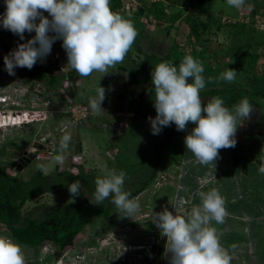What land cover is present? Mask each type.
<instances>
[{"label":"rangeland","instance_id":"obj_1","mask_svg":"<svg viewBox=\"0 0 264 264\" xmlns=\"http://www.w3.org/2000/svg\"><path fill=\"white\" fill-rule=\"evenodd\" d=\"M161 1H165L170 13L182 11L181 18L174 23V40L178 48L173 49L170 38L168 42L166 36H162L163 33L158 34L159 25L165 23V19H157L146 11L139 14V8L146 4L148 6L149 0H110L111 9L124 13L125 18L133 22L138 35L124 61L104 75L94 72L90 77H79L67 65L62 40H56L52 45L57 50L58 58L46 57L43 62L38 61L31 70L17 67L15 75H9L5 71L3 57L16 48L18 43L9 31L0 26V95L18 100V109L21 110L33 112L56 109L50 119L34 120L29 124L10 123L8 127L0 128V163H9L8 174L21 175L24 180H28L38 164L45 166L40 168L43 174L53 171L77 173L72 156L74 152L83 151L80 152L83 159L79 163L84 166L85 172L93 175L91 184L94 187L95 178L102 177L105 169L124 171V186L129 192L144 185L143 190L134 196L139 199L141 208L132 218L122 215L105 232L107 218L103 214L94 215L76 236L74 243L58 257L55 256L57 249L53 243H43L37 248L24 245V250L28 251V254L24 253L26 264H168L166 237H162L159 229L152 223L151 212H160L164 206L174 215V206L181 215L191 212L194 206L200 204L198 191H208L212 187L218 188L225 200L227 218L239 221V235L235 232V227L231 231V226L225 222H212V226L219 227L217 232L221 234L220 242L232 256L231 264H264V219L259 217L261 213L264 214V175L258 173L257 159L264 148V99H261L264 97L259 94L264 92V0H246L241 9L230 7L227 0H212L209 14L200 13L197 0ZM116 2H119V6L114 9L112 6ZM4 10V0H0V14ZM190 15L200 20L211 19L209 29L203 33L200 43L193 39L190 34L191 26L184 20V17L190 18ZM168 18L167 16L166 19ZM193 46L199 51L203 48L210 55L203 63L206 80L204 89L211 84L207 82L210 75L216 77L227 68L235 69L237 77L231 84L234 88L245 90L253 102L260 101L259 106L263 108H257L251 103L253 111L250 118L238 126L235 147L222 150V154L229 159L231 150L238 149L242 153L249 146L251 151H246L245 154H249L251 161L248 162L253 171L248 175H242L232 168L231 174L225 176L219 169L223 165L219 158L215 161L217 169L208 165L202 167L204 171L201 174L197 170L193 171L191 167L195 168L197 160L185 148L183 141L186 131H178L171 137L164 136L162 131L159 135L151 132L147 118H154L156 112L153 107L154 93L150 92V73L156 64L170 61L163 60L165 54H170L172 61L181 62L185 55H189ZM51 59L57 60L55 66L49 63ZM175 66L178 67L179 63ZM41 71L46 76L56 71L62 82L53 86L46 78L39 81L36 75ZM71 73L76 75L71 78ZM99 84L106 90V98L102 103L105 111L94 115L89 107V100L95 96V89ZM72 101L79 103L72 107ZM139 104L142 105L141 108H138ZM82 106L89 109L90 115L78 118V111ZM0 108H5L3 103H0ZM70 108L76 110L75 118L71 115L74 112ZM194 126L189 123L188 130ZM66 132L72 137L69 149L63 153V163H56L53 158L58 152L50 158L43 146L47 147L49 141L50 145L55 142L58 146V140ZM35 144L41 147L42 151L40 148L38 150L40 155H44L43 158L37 156L21 171L12 167V161L25 156L24 151H31ZM188 159L192 160V164H187L191 170H183L181 167ZM253 179L258 183L251 184L249 190L253 192L243 193L250 196V206L240 207L239 211L231 210L229 203L234 200H231L230 187L248 186ZM260 185L261 191L258 194ZM223 187L225 190H222ZM94 191L95 188L92 193ZM63 199L58 194L44 193L28 200L23 213L41 218L51 207L64 203ZM74 200L75 197H69L70 202ZM103 204L111 205L112 214L118 211L111 202V197ZM253 206L255 207L251 208ZM255 209L256 213L251 212ZM224 225L228 226L227 230H224ZM248 229L252 231V236L242 234ZM3 233L14 240L9 231L5 230Z\"/></svg>","mask_w":264,"mask_h":264},{"label":"clouds","instance_id":"obj_2","mask_svg":"<svg viewBox=\"0 0 264 264\" xmlns=\"http://www.w3.org/2000/svg\"><path fill=\"white\" fill-rule=\"evenodd\" d=\"M245 3L246 0H227V4L235 9H241ZM4 5L0 26L24 41L3 57L9 75H15L17 67L31 70L38 61L43 62L56 40H62L67 65L79 77H90L94 72L104 75L124 61L138 35L130 19L111 9L110 0H4ZM26 32L35 35L25 40ZM204 71L203 62L192 55H185L178 67L167 60L156 64L150 73V92L154 93L156 115L147 119L153 135H159L162 128L172 124L177 131H186L185 148L201 165H212L215 169L219 151L235 147L238 126L250 118L253 105L244 98L229 108L218 96L203 103L200 92L206 86ZM237 73L235 69L227 68L219 76L207 77V82L231 84ZM105 98L106 90L99 84L95 96L89 100L94 115L105 111L102 108ZM30 122L33 123L24 120L18 124ZM189 123L195 125L190 130ZM71 139L70 133L62 135L59 142L61 155L53 158L56 163H63V153L68 151ZM74 154L81 155L80 152ZM257 159L258 173L264 175V148ZM37 167L43 169L45 166L38 164ZM125 179L124 171L105 169L104 175L94 180L95 191L90 203L101 205L111 197L117 212L132 218L141 206L139 199L130 198L131 192L125 190ZM82 187L77 179L68 185V191L76 197ZM197 194L200 204L191 212L181 215L175 206V215L167 206L160 212H151L152 223L160 235L166 237L168 264H231L232 256L222 246L221 234L212 226L213 221L224 223L227 215L225 200L216 187ZM4 231L0 225V264H26L22 247L4 236Z\"/></svg>","mask_w":264,"mask_h":264},{"label":"trees","instance_id":"obj_3","mask_svg":"<svg viewBox=\"0 0 264 264\" xmlns=\"http://www.w3.org/2000/svg\"><path fill=\"white\" fill-rule=\"evenodd\" d=\"M211 3L212 0H197L200 13L209 14L212 10ZM118 6L119 2H116L112 8L117 9ZM167 6L168 5L165 1L149 0L148 6L146 4L139 8V14L146 11L150 15H154L157 19H165L164 22L166 25L164 26L165 23L159 25L160 29L158 30V34L161 35L163 33L162 36H166L167 39L170 38V42H173L172 48L176 49L178 48V44L174 40L176 31L174 23L181 18L182 11L178 10V12L170 13L168 9H166ZM119 14L125 18L124 13ZM167 16L169 17L168 19H166ZM134 20H136V18ZM184 20H186L191 26L190 34L193 36V39H196V42L198 40V43L202 42L201 37L203 36V33L209 29L211 19L200 20L196 16L190 15V18L184 17ZM218 27L220 28V25ZM9 34L15 37L16 43L24 42L19 39V36L14 35L11 32ZM31 35L34 36L35 33L26 32L25 40L30 39ZM159 41L160 43L162 42L161 40ZM202 49L199 51L196 47L193 49L191 48L188 54L205 63V60L209 58L210 55H207L205 53L206 50L203 51ZM169 56L170 54H165V58L163 57L164 59H162H168L174 65L180 63L178 60L172 61ZM49 63L55 66L57 60L51 59L49 60ZM219 67L220 65L218 68ZM75 75V73L70 74L71 78ZM210 76L214 77L213 75ZM36 78L39 81L46 78L53 86L59 85L62 82L56 71L51 72L49 76H46L45 73L41 71L39 75H36ZM234 87V85L223 81L213 82V84L211 83L207 89L201 90V100L203 103H207L213 96H218L223 99L226 107L231 108L240 100L247 98L254 106L261 108L259 106L260 101L253 102L251 97L248 98L249 96L246 95L245 90ZM145 93H147V91H145ZM259 94H262V97H264V92H260ZM261 99L263 100L264 98ZM141 106L142 105L139 104L138 108H141ZM161 131L164 136L168 137L178 133L175 124H172L169 127H164ZM58 142L60 141L58 140ZM57 147L59 148V145ZM58 153H60L59 149ZM245 156L246 155L239 152H235L233 153L232 161L235 165H239L243 162ZM71 163L74 165L72 161ZM8 164L9 163H0V225L8 227L11 236L19 244L37 248L43 243H53L57 249L55 256L58 257L68 246L74 243L76 236L88 225L91 217L94 215L103 214L107 218V224L104 225L105 232L123 215H120L118 212L112 214L111 205L105 206L103 203L101 205H94L90 203L93 196L92 191L95 188L91 184L93 181V175L85 172L82 164H76L78 167V173L70 171H53L49 174H43L42 170L36 167V171L32 173L28 180H24L21 175L8 174ZM77 179L80 180L83 187L80 189V195L75 197L74 202H70L69 197L71 194L68 191V185ZM143 188L144 185L132 191L130 198L137 195L138 192L143 190ZM44 193L58 194L64 197V203L51 207L41 218L25 215L23 213V207L26 202L30 199L37 198Z\"/></svg>","mask_w":264,"mask_h":264},{"label":"crops","instance_id":"obj_4","mask_svg":"<svg viewBox=\"0 0 264 264\" xmlns=\"http://www.w3.org/2000/svg\"><path fill=\"white\" fill-rule=\"evenodd\" d=\"M222 150L223 149H221L219 152V159H221L222 160V162H223V165L222 166H220L219 167V169L222 171V173L226 176V175H229V174H231V172H232V168H234V169H236V170H238V172H241V174L242 175H248L249 173H252V171H253V169L252 168H250V164H249V162H248V160L249 161H251L250 159H249V157H248V153H247V157L245 156V158H244V160H243V162L241 163V164H239V165H235L234 164V162L232 161V156H233V153H235V152H237L238 153V149H234L233 151L231 150V152H230V154H229V156H228V158L229 157H231V158H229V159H227V157L226 156H224L223 154H222ZM248 152V151H251V149L249 148V146H247V148H245L244 150H243V152L241 153V154H243V155H246L245 154V152ZM219 159H217V160H219ZM187 164H192V160L191 159H188V161H186L185 163H184V166L183 167H181L183 170H186V169H190L191 170V168L193 169V171L194 170H197V172L199 171L200 172V174L204 171V168H202V167H206V166H204V165H201L198 161L196 162V165H195V168L192 166L191 168L190 167H187L188 165ZM245 165H248V166H245ZM215 168L217 169V166H216V164H215ZM188 173H190V172H188ZM229 173V174H228ZM241 178H243L242 176H241ZM210 181H212V180H210ZM232 182V181H231ZM252 183H255V184H258L257 183V181L256 180H252V182L250 183V184H248V186L246 185V186H244V185H242L241 187H230L231 188V194H232V199L231 200H234V202L233 201H231L230 203H229V208L231 209V210H237V211H239L241 208L240 207H243V206H245V207H249L250 206V203H249V198H250V196L248 195V196H246V195H243V193L245 194L246 192L248 193V192H253V191H251V190H249V188H250V186H251V184ZM167 184V183H166ZM257 189V188H256ZM222 190H225V188L223 187L222 188ZM202 191H204V190H202ZM259 191H261V185H260V188L258 189V194H260V192ZM219 192H220V190H219ZM244 203H247V204H245L244 205ZM255 206H253V207H251V208H254ZM256 209H255V211L254 210H252L251 212H254V213H256ZM250 212V213H251ZM240 214V213H239ZM228 217V215H226V217L225 218H227ZM260 218H262V219H264V214H262L261 213V216H259ZM254 218H257V217H254ZM231 220V221H230ZM251 221V220H250ZM249 221V222H250ZM225 224L227 223L229 226H231V231L233 230V228L235 227L236 229H234L235 230V232L239 235V229H238V226H239V221H235V220H233V218L232 219H225ZM218 229H217V231L219 230V227L218 226H216ZM215 227V228H216ZM227 228H228V226H225L224 225V230H227ZM252 233V231L250 232V229H248L246 232H245V230H244V232L242 233L243 235H250V236H252L253 235V233ZM242 234H240V235H242ZM19 244V243H18ZM21 247H22V249H23V251H24V253H26V254H28V251H26V250H24V245H22V244H19ZM30 251V250H29ZM27 264H32V263H27Z\"/></svg>","mask_w":264,"mask_h":264},{"label":"built area","instance_id":"obj_5","mask_svg":"<svg viewBox=\"0 0 264 264\" xmlns=\"http://www.w3.org/2000/svg\"><path fill=\"white\" fill-rule=\"evenodd\" d=\"M4 11L2 12V14L4 13ZM56 53H57V50L51 48V53L49 55H47L46 57H48V58H51V57L58 58V56H56ZM65 96L67 97V95H65ZM10 98L0 95V103H3L4 107H5V108H0V126H2V127L5 126L6 124H9V123H12V124L13 123H20V122H22L24 120H26V121H34V120L50 119L56 113L55 112L56 109H50V110H45V111L36 110V111H33V112L29 111L27 109L21 110L20 108L18 109V106H19L18 105V100L10 99ZM77 103H79V102L72 101L70 103V105H72V107H74V105H77ZM12 105H14L17 109L13 108ZM81 105H83V103H81ZM75 108H76V106H75ZM70 109L73 110L74 114H71V115L75 118L76 117V115H75L76 114V112H75L76 110H74V108H70ZM78 112H79L78 116H77L78 118H83V117H85L87 115H90L89 109L86 106H82L80 108V111H78ZM121 127L119 129H121ZM47 141H48V139H47ZM49 142H48V144H46L47 147L43 146V150L47 151L50 154V158H52L58 152L59 148L56 146L55 142L52 143L51 145L49 144ZM40 151H42V149ZM39 153H38L37 156L39 158H43L44 155H40ZM60 153H58V155H61ZM80 159H83L81 155H79V154H74L73 155V159L72 160H73L74 163L78 162V164H80L79 163ZM77 172H78V167H77ZM2 229L3 230H7V227L2 225Z\"/></svg>","mask_w":264,"mask_h":264},{"label":"water","instance_id":"obj_6","mask_svg":"<svg viewBox=\"0 0 264 264\" xmlns=\"http://www.w3.org/2000/svg\"><path fill=\"white\" fill-rule=\"evenodd\" d=\"M37 145L35 144V146L33 147V149L30 152L25 153V156L20 158V159H15L12 161V167H14L15 169H17L18 171H21L22 169H24L33 159H35L37 153H38V149L36 148Z\"/></svg>","mask_w":264,"mask_h":264},{"label":"flooded vegetation","instance_id":"obj_7","mask_svg":"<svg viewBox=\"0 0 264 264\" xmlns=\"http://www.w3.org/2000/svg\"><path fill=\"white\" fill-rule=\"evenodd\" d=\"M38 148H40V150H41V147H38ZM25 153H26V151H24ZM24 152H23V154H24ZM30 152V151H29ZM40 152V151H39ZM22 157H24V155H22V156H20V158H22ZM35 159H36V157H35ZM35 159H33L32 161H34Z\"/></svg>","mask_w":264,"mask_h":264}]
</instances>
